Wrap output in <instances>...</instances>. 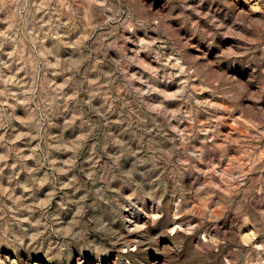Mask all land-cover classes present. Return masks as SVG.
<instances>
[{"label":"rangeland","instance_id":"374dc122","mask_svg":"<svg viewBox=\"0 0 264 264\" xmlns=\"http://www.w3.org/2000/svg\"><path fill=\"white\" fill-rule=\"evenodd\" d=\"M0 264H264V0H0Z\"/></svg>","mask_w":264,"mask_h":264}]
</instances>
